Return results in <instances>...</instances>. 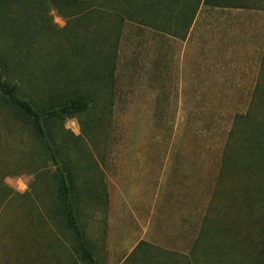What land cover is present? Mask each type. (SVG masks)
Returning a JSON list of instances; mask_svg holds the SVG:
<instances>
[{
	"label": "rangeland",
	"instance_id": "obj_1",
	"mask_svg": "<svg viewBox=\"0 0 264 264\" xmlns=\"http://www.w3.org/2000/svg\"><path fill=\"white\" fill-rule=\"evenodd\" d=\"M0 72L38 105L43 82L89 96L55 133L71 163L85 155L76 189L87 172L107 193L102 207L85 193L78 205L104 264L141 240L191 254L197 239V264H264V11L0 0ZM22 118L0 97V264H86Z\"/></svg>",
	"mask_w": 264,
	"mask_h": 264
},
{
	"label": "trees",
	"instance_id": "obj_2",
	"mask_svg": "<svg viewBox=\"0 0 264 264\" xmlns=\"http://www.w3.org/2000/svg\"><path fill=\"white\" fill-rule=\"evenodd\" d=\"M68 3H77L81 0H58ZM213 5L215 7H237L252 10H264V0H198V5ZM182 21L187 26L191 24L193 15L185 14ZM187 32L185 29L184 34ZM184 34L182 36H184ZM97 46H93L92 52L98 51ZM99 53V52H97ZM21 82L23 80L5 79L0 72V97L5 99V104L14 113L20 114L29 124L36 140L42 146L44 153L51 160L56 169V182L66 224L74 238L72 248L81 253L82 260L86 264H104V261L93 252V245L84 231L80 221L78 205L82 202L84 193L90 202L95 206L102 207L103 201L107 198V193L101 189L100 181L90 179L87 172L83 173L82 187L84 193L76 189L77 182L74 176L76 168H82V161L85 155H78L76 162L69 161L68 145L65 140L59 141L56 138L55 123L63 121L67 117L86 113L90 108L89 96L76 93L69 86L61 87L53 83L43 82L37 88L48 94L49 100L38 105L31 98L22 96L20 93ZM62 82H65L62 81ZM66 83V82H65ZM64 84V83H63ZM50 102V103H49ZM22 118V119H23ZM54 127V128H53ZM92 161L93 158L89 156ZM68 160V161H66ZM90 161L89 167L93 165ZM89 172V170H88ZM76 185V186H75ZM108 202V198L106 203ZM198 239L194 244L191 254L167 250L158 245L141 240L127 256L122 264H197L198 261ZM101 259V260H100Z\"/></svg>",
	"mask_w": 264,
	"mask_h": 264
},
{
	"label": "crops",
	"instance_id": "obj_3",
	"mask_svg": "<svg viewBox=\"0 0 264 264\" xmlns=\"http://www.w3.org/2000/svg\"><path fill=\"white\" fill-rule=\"evenodd\" d=\"M258 11H264V10H258ZM134 249V248H133ZM132 252V250L130 251V253ZM130 253H128L127 255H129ZM126 255V256H127ZM126 256L123 258V260H125L126 259ZM123 260H121V262H120V264H122L124 261Z\"/></svg>",
	"mask_w": 264,
	"mask_h": 264
}]
</instances>
